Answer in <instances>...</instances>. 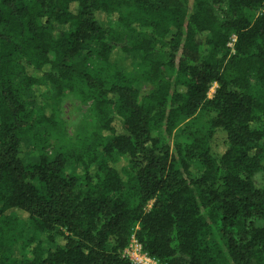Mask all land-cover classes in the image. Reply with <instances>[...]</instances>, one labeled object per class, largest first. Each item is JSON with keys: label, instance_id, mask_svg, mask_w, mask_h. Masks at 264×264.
Masks as SVG:
<instances>
[{"label": "trees", "instance_id": "1", "mask_svg": "<svg viewBox=\"0 0 264 264\" xmlns=\"http://www.w3.org/2000/svg\"><path fill=\"white\" fill-rule=\"evenodd\" d=\"M42 80L98 134L31 161ZM131 239L157 264H264V0H0V264H133Z\"/></svg>", "mask_w": 264, "mask_h": 264}, {"label": "rangeland", "instance_id": "2", "mask_svg": "<svg viewBox=\"0 0 264 264\" xmlns=\"http://www.w3.org/2000/svg\"><path fill=\"white\" fill-rule=\"evenodd\" d=\"M215 9L218 14L222 13V10H219L218 6H215ZM249 15L255 17L257 13L253 15L251 12ZM101 17L103 18L104 16ZM105 22L115 31L116 37L121 43L129 45L138 40L134 34L130 33L111 16L105 17ZM86 55L90 58L92 65L99 66L93 52H87ZM158 59L163 62L165 61V58L162 57H158ZM118 64L126 65L129 68L128 77L133 80V87L139 91L140 95L147 96L150 94L153 88L147 82L138 80V68L135 63H131L127 59L119 60L115 55L113 56V65L116 66ZM31 74L34 75V73ZM251 85L254 88L257 87V81L254 77H251ZM216 87L214 85L210 90L208 95L210 99L213 97ZM28 95L33 101L32 107L36 108L48 123L44 124L39 135L38 132L32 135L34 139L28 138L22 151L24 158L33 161L41 152L46 153L49 157H53L62 150H75L76 144L88 143L97 136L98 132L90 114L92 104L78 90L66 92L61 98H56L54 87L42 80L41 85L33 87L32 92H29ZM208 122L209 115L199 112L181 124L173 133V137L179 136L181 130L186 126H189L192 131H199L201 128L207 127ZM213 133L216 144L214 148L216 151H219V149L223 150L221 143L223 135L218 130L213 131ZM117 167L125 170V172H131L125 162L119 161ZM77 171H80V169ZM254 181L257 186L261 184V176L257 175ZM151 264L157 263L152 262Z\"/></svg>", "mask_w": 264, "mask_h": 264}, {"label": "built area", "instance_id": "3", "mask_svg": "<svg viewBox=\"0 0 264 264\" xmlns=\"http://www.w3.org/2000/svg\"><path fill=\"white\" fill-rule=\"evenodd\" d=\"M125 257L129 258L133 264H151L154 262L150 257L142 251L141 246L135 239L123 251Z\"/></svg>", "mask_w": 264, "mask_h": 264}]
</instances>
